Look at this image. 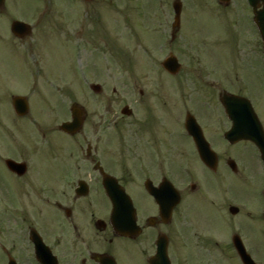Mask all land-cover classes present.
I'll list each match as a JSON object with an SVG mask.
<instances>
[{
  "label": "flooded vegetation",
  "instance_id": "obj_1",
  "mask_svg": "<svg viewBox=\"0 0 264 264\" xmlns=\"http://www.w3.org/2000/svg\"><path fill=\"white\" fill-rule=\"evenodd\" d=\"M54 1L0 0V264H264L262 152L226 139L222 102L264 124L250 1L145 0L137 26L119 0ZM121 43L143 52L126 72Z\"/></svg>",
  "mask_w": 264,
  "mask_h": 264
},
{
  "label": "rangeland",
  "instance_id": "obj_2",
  "mask_svg": "<svg viewBox=\"0 0 264 264\" xmlns=\"http://www.w3.org/2000/svg\"><path fill=\"white\" fill-rule=\"evenodd\" d=\"M58 1H60V0H55L53 6L51 8L54 9L55 11L60 10L61 11V14H63L64 13L63 11L65 10V5H63L64 7L63 6H59V5L56 6V4H58L57 3ZM60 2H63L64 3V1H60ZM100 2H102V1L100 0ZM119 2H120V7L122 5H124V3H125L123 0H119ZM127 2H128V0H126V3ZM130 2H132L134 4L131 7L132 22L135 24V26L140 25V24L143 23V21L145 19V17L142 15L143 14L142 13V10H145L146 9L145 6H144L145 5L144 4V0H139V1H134L133 0V1H130ZM138 9L141 11L139 15H138V12H137ZM124 10H126L125 7H124ZM64 19H65V16H62V20H64ZM53 35L54 36H49V38L46 39V41L51 42V45H55L54 44L55 42L61 41L63 39L62 36L55 35V34H53ZM142 56H143V54L141 52H139V57H142ZM263 70H264V68H263ZM118 82H119L118 88L120 90L126 91V86L122 85V83H127L128 81H122V80H120ZM109 83H112V81H109ZM187 84L191 85L190 82H188ZM112 86H113V84H110V88ZM263 90H264V81H263ZM207 98H209V97H207ZM55 99H57V98L55 97ZM253 101H254L255 104L261 106V109L262 110H264V96L259 95L258 97H255ZM209 103L212 104V102H209ZM199 105H201V104H199ZM48 114H50V113L48 112Z\"/></svg>",
  "mask_w": 264,
  "mask_h": 264
},
{
  "label": "water",
  "instance_id": "obj_3",
  "mask_svg": "<svg viewBox=\"0 0 264 264\" xmlns=\"http://www.w3.org/2000/svg\"><path fill=\"white\" fill-rule=\"evenodd\" d=\"M259 19H260V20H259ZM258 20H259V24H260L261 29H262L263 34H264V12H263L262 15L259 16ZM232 112H233V111H230V113H232Z\"/></svg>",
  "mask_w": 264,
  "mask_h": 264
}]
</instances>
